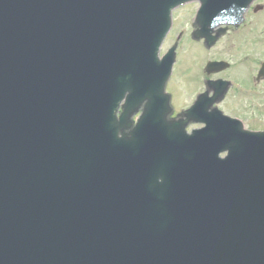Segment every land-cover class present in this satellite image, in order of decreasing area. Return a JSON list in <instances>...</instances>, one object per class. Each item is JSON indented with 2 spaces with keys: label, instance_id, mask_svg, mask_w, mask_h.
I'll return each mask as SVG.
<instances>
[{
  "label": "water",
  "instance_id": "water-1",
  "mask_svg": "<svg viewBox=\"0 0 264 264\" xmlns=\"http://www.w3.org/2000/svg\"><path fill=\"white\" fill-rule=\"evenodd\" d=\"M188 1L0 0V264H264V132L210 109L220 83L169 119ZM252 1L200 0L192 39Z\"/></svg>",
  "mask_w": 264,
  "mask_h": 264
},
{
  "label": "flooded vegetation",
  "instance_id": "flooded-vegetation-1",
  "mask_svg": "<svg viewBox=\"0 0 264 264\" xmlns=\"http://www.w3.org/2000/svg\"><path fill=\"white\" fill-rule=\"evenodd\" d=\"M187 7L190 9L193 22L200 7V1L192 0ZM234 14H236L235 11H227L221 17L233 15L235 19ZM192 22L188 23L190 29L183 33L182 41L188 32L190 39ZM217 29L223 32L217 44L223 43L224 58L211 61L221 62L218 67L219 71L211 76H206L203 68L201 86L191 95L195 98L198 94H202L206 81L219 79L222 82L221 90H226V94L217 104L218 109L223 114L240 120L247 130H264V0L251 2L242 15V21L238 27L221 24ZM182 30L176 32L174 39ZM198 45L201 46V44ZM178 61L176 60L173 65V76L175 72H181L178 69ZM170 83L171 79L168 85ZM195 87H197V82ZM170 94L175 113L189 107L194 100L193 98L191 103L180 106V95ZM213 96L214 94L210 93L208 98ZM180 99L182 98L180 97Z\"/></svg>",
  "mask_w": 264,
  "mask_h": 264
},
{
  "label": "rangeland",
  "instance_id": "rangeland-1",
  "mask_svg": "<svg viewBox=\"0 0 264 264\" xmlns=\"http://www.w3.org/2000/svg\"><path fill=\"white\" fill-rule=\"evenodd\" d=\"M191 22L192 19L190 9L187 6L186 8L174 12L173 29L164 41L160 55L165 53V51L171 46L176 32L181 29L186 31L190 29V27H188V23ZM176 58L179 60L178 69L181 72H175V75H172L171 83L167 88L170 93H173L176 96L180 95L182 99L179 97V104L180 106H183L187 105V103H191L192 99L194 98L191 93L198 90L201 86V81L203 78L202 69L205 63L207 61L224 58L223 43L216 44L209 51H205L202 46L193 43L189 39L188 32V34L183 38V41L181 40L179 44L178 50L176 51ZM196 82L197 87H195ZM194 127L198 126L194 125L189 129Z\"/></svg>",
  "mask_w": 264,
  "mask_h": 264
}]
</instances>
